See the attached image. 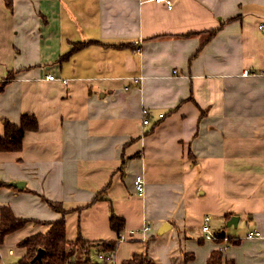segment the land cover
I'll list each match as a JSON object with an SVG mask.
<instances>
[{
  "label": "crops",
  "instance_id": "0c3cea01",
  "mask_svg": "<svg viewBox=\"0 0 264 264\" xmlns=\"http://www.w3.org/2000/svg\"><path fill=\"white\" fill-rule=\"evenodd\" d=\"M170 1L0 0V79L13 71L0 134L23 113L38 122L19 151H0V182H24L0 185V203L30 219L0 244L45 232L60 215L47 198L67 210L69 240L119 239L110 264L146 240L152 264H206L217 246L234 264H264V0ZM88 40L125 45L90 43L59 61ZM111 210L125 218L119 236ZM14 254L0 251V264Z\"/></svg>",
  "mask_w": 264,
  "mask_h": 264
},
{
  "label": "trees",
  "instance_id": "16d2710c",
  "mask_svg": "<svg viewBox=\"0 0 264 264\" xmlns=\"http://www.w3.org/2000/svg\"><path fill=\"white\" fill-rule=\"evenodd\" d=\"M220 25L211 28L208 31L207 39L211 37ZM101 43L104 46L121 47L124 43H106L99 40L73 41L70 49L59 56V61L67 60L75 51H79L87 44ZM13 77V71L9 70L6 75L0 79V89L2 84ZM38 128L36 116L32 113H23L19 122L5 121L3 133L0 134V151H19L22 148V140L26 131H33ZM4 184L0 182V185ZM10 185V184H4ZM46 203L56 212L60 213L59 217L53 220L44 221L49 224L45 232H35L24 236L18 245L25 248V253L17 259L16 264H110L113 252L118 243L117 239L94 240L89 241L82 237L78 231L75 238L69 240L66 236L65 218L67 210L59 201L44 199ZM97 200L94 196L92 201ZM87 203L85 206L89 205ZM226 219L229 214H225ZM30 219L17 217L14 215L8 203H0V243H2L6 234L22 228ZM125 224V218L116 214L114 211L109 213V226L119 236ZM224 236L216 233L213 241L216 245H221ZM149 240L145 241V249L142 252H134L128 259L122 261V264H152L153 260L147 251ZM227 242H238V239L227 238ZM38 248H43L44 252L39 259L32 260ZM92 248L99 249L102 260H94L91 257ZM74 250L76 255H74ZM193 258L190 253L185 254V259ZM206 264H234L232 258H226L224 248L214 247L207 259Z\"/></svg>",
  "mask_w": 264,
  "mask_h": 264
},
{
  "label": "built area",
  "instance_id": "2783aa9c",
  "mask_svg": "<svg viewBox=\"0 0 264 264\" xmlns=\"http://www.w3.org/2000/svg\"><path fill=\"white\" fill-rule=\"evenodd\" d=\"M155 1H164L168 6L171 5V1L170 0H155ZM47 77L49 79H53L54 78V75L53 74H48ZM148 114H149V111L147 108H142L141 109V115H142V123L143 124H146L148 122ZM163 114L162 113H158V116H162ZM134 187H135V192L139 195H142L143 192H144V179H143V176L138 174L135 176V179H134ZM207 220H208V217L205 216L204 217V222L202 223V230L205 232L206 236L207 237H211L213 236L210 231H209V225L207 223ZM149 228V225H145L144 226V229H148ZM260 233L257 231V230H253V231H249L247 236L248 237H257L259 236Z\"/></svg>",
  "mask_w": 264,
  "mask_h": 264
},
{
  "label": "rangeland",
  "instance_id": "374dc122",
  "mask_svg": "<svg viewBox=\"0 0 264 264\" xmlns=\"http://www.w3.org/2000/svg\"><path fill=\"white\" fill-rule=\"evenodd\" d=\"M8 182H11V181H8ZM5 186H7V187H9V188H11L12 187V185H5ZM222 220L220 219V222H221ZM245 226V222H244V220L243 219H241L240 221H239V225H238V228H242V227H244ZM235 230V231H237V229H236V227H234V226H228L227 227V230L229 231V230ZM13 232H15V231H13ZM11 233V232H10ZM11 240V239H10ZM9 246H12L14 249H15V254L14 255H10V256H4L3 257V259L4 260H7V261H11L12 262V264H16V261H17V259H18V257L21 255L20 253H19V251L22 249V247L21 246H18L17 245V242H13V241H10V242H8V243H6V241L3 243V244H0V251L2 252V254H4V253H6V250H7V248L9 247ZM74 255H76V253H73ZM91 257H93L94 258V256L92 255V252H91Z\"/></svg>",
  "mask_w": 264,
  "mask_h": 264
},
{
  "label": "water",
  "instance_id": "95a60500",
  "mask_svg": "<svg viewBox=\"0 0 264 264\" xmlns=\"http://www.w3.org/2000/svg\"><path fill=\"white\" fill-rule=\"evenodd\" d=\"M23 181H15V182H11V184L13 186H16V187H22L23 186ZM237 221H238V216L236 215H232L227 221H226V224L227 225H236L237 224ZM170 223L168 221H164L157 229V233H162L163 231L167 230L169 227H170ZM44 252L43 248H38L36 254L34 255V257L32 258V260H35V259H39L40 256L42 255V253Z\"/></svg>",
  "mask_w": 264,
  "mask_h": 264
}]
</instances>
